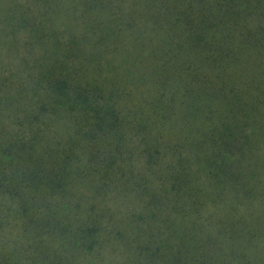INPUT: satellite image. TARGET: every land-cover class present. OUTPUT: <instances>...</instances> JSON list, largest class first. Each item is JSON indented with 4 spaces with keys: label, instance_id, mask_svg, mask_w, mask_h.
<instances>
[{
    "label": "trees",
    "instance_id": "obj_1",
    "mask_svg": "<svg viewBox=\"0 0 264 264\" xmlns=\"http://www.w3.org/2000/svg\"><path fill=\"white\" fill-rule=\"evenodd\" d=\"M0 264H264V0H0Z\"/></svg>",
    "mask_w": 264,
    "mask_h": 264
}]
</instances>
